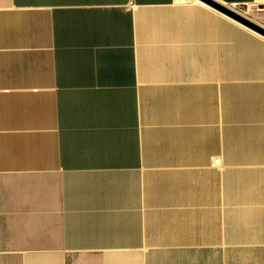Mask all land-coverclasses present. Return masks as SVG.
<instances>
[{"label": "crops", "instance_id": "0c3cea01", "mask_svg": "<svg viewBox=\"0 0 264 264\" xmlns=\"http://www.w3.org/2000/svg\"><path fill=\"white\" fill-rule=\"evenodd\" d=\"M212 1L264 26L0 0V264H264V36Z\"/></svg>", "mask_w": 264, "mask_h": 264}, {"label": "water", "instance_id": "95a60500", "mask_svg": "<svg viewBox=\"0 0 264 264\" xmlns=\"http://www.w3.org/2000/svg\"><path fill=\"white\" fill-rule=\"evenodd\" d=\"M211 4L220 12L229 15L232 17L235 21H237L240 24H244L248 26L250 29L255 30L257 33H261L264 36V26H262L259 23L254 22L249 17L239 13L236 9L225 6L221 3L212 1Z\"/></svg>", "mask_w": 264, "mask_h": 264}, {"label": "built area", "instance_id": "2783aa9c", "mask_svg": "<svg viewBox=\"0 0 264 264\" xmlns=\"http://www.w3.org/2000/svg\"><path fill=\"white\" fill-rule=\"evenodd\" d=\"M217 163H218V159H215L214 164H217Z\"/></svg>", "mask_w": 264, "mask_h": 264}, {"label": "bare ground", "instance_id": "6f19581e", "mask_svg": "<svg viewBox=\"0 0 264 264\" xmlns=\"http://www.w3.org/2000/svg\"><path fill=\"white\" fill-rule=\"evenodd\" d=\"M241 26H243L242 24H241ZM244 28H245V26H244ZM248 29V28H247ZM250 30V29H249ZM255 32V31H254ZM255 35V34H254ZM259 35H261V34H259ZM258 36V35H257ZM262 38V37H261Z\"/></svg>", "mask_w": 264, "mask_h": 264}, {"label": "rangeland", "instance_id": "374dc122", "mask_svg": "<svg viewBox=\"0 0 264 264\" xmlns=\"http://www.w3.org/2000/svg\"><path fill=\"white\" fill-rule=\"evenodd\" d=\"M218 163H219V162H218ZM218 163H217V164H218Z\"/></svg>", "mask_w": 264, "mask_h": 264}]
</instances>
